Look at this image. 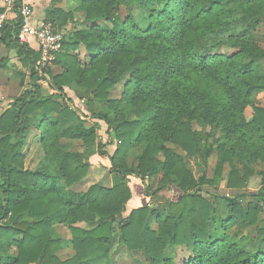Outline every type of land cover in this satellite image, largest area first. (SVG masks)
Wrapping results in <instances>:
<instances>
[{
    "label": "trees",
    "instance_id": "16d2710c",
    "mask_svg": "<svg viewBox=\"0 0 264 264\" xmlns=\"http://www.w3.org/2000/svg\"><path fill=\"white\" fill-rule=\"evenodd\" d=\"M76 2L88 28L67 34L49 66L38 68L41 53L24 50L30 76L0 115V264H114L117 239L143 255L141 264H177L180 250L179 264H264V106L254 103L264 93V48L254 40L264 0ZM21 7L19 0L18 20L0 38L7 44L20 43ZM71 19L53 8L47 22L60 31ZM70 90L86 99L79 112L67 105L77 102ZM198 123L210 130L197 131ZM33 132L41 157L27 169ZM77 142L83 151L73 149ZM97 155L109 158L120 183L75 190ZM213 155L212 180L187 166ZM226 166L227 188L243 192L203 195L218 188ZM257 175L260 190L246 192ZM131 177L151 201L167 190L178 199L125 215ZM57 225L70 231L75 251L65 262Z\"/></svg>",
    "mask_w": 264,
    "mask_h": 264
},
{
    "label": "rangeland",
    "instance_id": "374dc122",
    "mask_svg": "<svg viewBox=\"0 0 264 264\" xmlns=\"http://www.w3.org/2000/svg\"><path fill=\"white\" fill-rule=\"evenodd\" d=\"M71 3V4H70ZM68 5L70 8L68 14L72 16V19L68 22V24L63 27V29L60 30V32L65 34V38L67 34L69 35L73 31H84L88 28V24L85 22V14L82 12H79L76 10L77 8V2L71 0ZM67 12V11H66ZM123 18L126 17V13H123ZM254 40L264 48V23L260 26V28L257 30L254 36ZM226 52L230 53L232 51L226 49ZM81 58H84V50L81 51ZM51 68V67H50ZM52 70L57 73L59 72V69L52 67ZM50 87L45 86V92H50ZM123 91V85L117 86V88L112 92L111 97L113 99H118L120 98L121 94ZM13 94V93H12ZM10 94L9 97L10 99H14L15 97ZM20 94V93H19ZM14 97V98H13ZM254 103L259 106H264V93L258 95L254 99ZM253 117V110L251 108H248L246 111V118L251 121ZM87 126H92L91 123H87ZM195 129L200 132H205L209 131L210 129L206 127L204 124H195ZM73 149L77 151H83L84 147L82 146L81 143L77 142L75 143ZM108 150V155H111L113 152V149H106ZM23 154L25 156V165L28 166L29 168H34L40 157H41V152L39 148V137H35L34 140H29L28 145L24 148ZM92 163H97V166H93L92 169H90L91 175L88 176L89 179L87 181H83L81 185L76 186L77 191H86L90 188V186L95 185H102V186H112V180H111V173H110V161L109 158L106 156H94L91 159ZM216 165H217V157L216 155H213L209 161L208 164L205 165L203 161H201L199 158H195L192 160L187 161V166L189 169H191L194 174L196 175L197 178H201L203 175H207L209 179H214V174L216 170ZM230 169L228 166L225 167V172H224V179L221 181V183L218 185L217 189L214 188H206L203 195L206 197L210 196L209 193L211 194H221L224 196H234L237 193L243 192H237L231 189L227 188V177ZM89 173V174H90ZM133 178V179H132ZM261 177L259 175L254 176L251 179V182L245 190L246 192L249 193H255L258 192L261 188ZM152 186L154 187L156 185L157 179H151L150 180ZM130 187L133 192V197L132 200L129 202L127 206V211L125 215H128L129 212L136 208L144 207L148 204H153V206L157 204H161L165 201L169 200H177L178 197L177 195L173 194L172 190H167L161 193L158 197L153 198L152 201L145 196V189L143 186V183L140 179L137 177H131L130 179ZM56 231L59 234V236L63 240V249L57 253V256L59 259H61L63 262L71 259L75 255V251L72 246V238L70 231L63 225H57ZM119 237V235H118ZM117 237V238H118ZM177 264L183 261V258L186 256L185 251H178L177 253ZM111 259L114 262V264H141L145 261V258L141 254H133L128 249L120 244L118 242V239L114 242L113 249H112V254H111Z\"/></svg>",
    "mask_w": 264,
    "mask_h": 264
},
{
    "label": "crops",
    "instance_id": "0c3cea01",
    "mask_svg": "<svg viewBox=\"0 0 264 264\" xmlns=\"http://www.w3.org/2000/svg\"><path fill=\"white\" fill-rule=\"evenodd\" d=\"M70 1L71 0H63L61 3L55 4L54 0H23V3L31 7V10L33 11V22H38V21H49L52 18L53 8H59V9L64 10L65 12L66 11L69 12L70 8L68 7V5ZM73 1L76 2V0H73ZM16 20H18V14L16 12H13L7 15V22H14ZM24 50L32 51L35 53L40 52L39 45L34 39H31L26 44H22V43L7 44L5 43V41L0 40V98H2L3 100V103L0 106V115L6 110L10 109L14 101L22 94V92L24 91V87H22L21 85L23 82V78L25 76H28V77L30 76V70L29 68H27L24 62L25 60ZM47 79H48V82L51 83L50 78L48 77ZM70 91H71L70 93L71 96H75L74 91L73 90H70ZM44 93L46 95H49L52 93V90H50V92L47 93L45 92V89H44ZM10 94H12L15 98L14 97H13L14 99L8 98ZM9 97H12V96H9ZM80 99H81L80 97L78 98L76 97L77 101ZM35 137H39V148H40V134H37L35 132L29 135V137L27 138L25 147L28 145V141L34 140ZM93 166L96 167L97 163L96 164L93 163ZM26 168L33 169V168H29L28 166H26ZM90 175L91 173L88 174V176ZM88 176L84 180V182L87 181V179H89ZM111 180L113 184L112 186H108L109 188L115 187L120 183L119 178L113 174L111 175ZM75 190H76V187H75ZM80 192H85V191H80Z\"/></svg>",
    "mask_w": 264,
    "mask_h": 264
},
{
    "label": "built area",
    "instance_id": "2783aa9c",
    "mask_svg": "<svg viewBox=\"0 0 264 264\" xmlns=\"http://www.w3.org/2000/svg\"><path fill=\"white\" fill-rule=\"evenodd\" d=\"M19 0H0V38L3 36L4 28L7 24V15L15 12ZM21 29L18 40L22 44L34 39L40 48L42 55L37 67L42 68L51 65L62 53L64 47L65 34L58 31L55 26L47 21L33 23V11L31 7L23 3L20 8ZM3 100L0 98V106ZM86 104V99H80L76 103L67 102L70 110L79 112V107ZM176 195V191L172 190Z\"/></svg>",
    "mask_w": 264,
    "mask_h": 264
},
{
    "label": "water",
    "instance_id": "95a60500",
    "mask_svg": "<svg viewBox=\"0 0 264 264\" xmlns=\"http://www.w3.org/2000/svg\"><path fill=\"white\" fill-rule=\"evenodd\" d=\"M117 220H118V222L122 221V216H119ZM118 222L115 223V226L118 224Z\"/></svg>",
    "mask_w": 264,
    "mask_h": 264
}]
</instances>
